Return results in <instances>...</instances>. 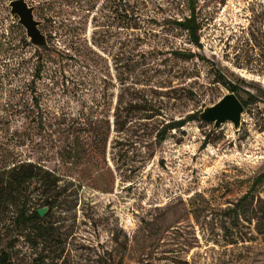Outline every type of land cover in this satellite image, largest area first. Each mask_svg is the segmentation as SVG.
<instances>
[{"label":"rangeland","instance_id":"1","mask_svg":"<svg viewBox=\"0 0 264 264\" xmlns=\"http://www.w3.org/2000/svg\"><path fill=\"white\" fill-rule=\"evenodd\" d=\"M10 1L0 167L43 165L60 197L40 231L2 210L0 264H264V0H195L200 45L175 23L189 0H138L139 14L126 0H60L56 13L28 0L43 49ZM229 84L248 102L238 130L199 119ZM43 190L28 184L34 200Z\"/></svg>","mask_w":264,"mask_h":264},{"label":"trees","instance_id":"2","mask_svg":"<svg viewBox=\"0 0 264 264\" xmlns=\"http://www.w3.org/2000/svg\"><path fill=\"white\" fill-rule=\"evenodd\" d=\"M138 0H126V11L134 12L139 14L140 10L136 6ZM40 3L56 13L57 6L61 5L60 0H41ZM188 8L190 15L182 20L176 21L175 23L182 29L186 30L192 41L196 45H200V38L198 36V30L200 24L197 19L195 0H189ZM128 23V28L133 27ZM178 55H185L188 58L194 57L191 51H180L176 52ZM226 83V82H223ZM232 91H236L235 85L229 84ZM248 102H243L245 105ZM197 116H192L191 119H195ZM186 120H179L173 122L170 128H179L185 125ZM263 179V176L260 178ZM32 180H41L44 183V193L39 196L36 200L28 193V184ZM59 185L58 176L50 169L45 168L31 161H19L11 165L0 167V218L3 213L2 210L5 207L14 208L13 222L15 225L20 227L33 228L34 230L40 231L42 226L39 223L42 221L41 216L38 213V209L42 207H53L59 201ZM245 196V198L249 197Z\"/></svg>","mask_w":264,"mask_h":264},{"label":"water","instance_id":"3","mask_svg":"<svg viewBox=\"0 0 264 264\" xmlns=\"http://www.w3.org/2000/svg\"><path fill=\"white\" fill-rule=\"evenodd\" d=\"M10 13L13 17H18V23L22 25L29 41L40 49L45 46L46 35L41 31V21L35 18L36 6L30 5L28 0H11L9 3ZM245 106L238 95L232 91L226 93L220 100L211 106H207L199 113V119L203 122L213 123L214 128L221 124L232 122L238 130L242 123V114ZM47 207L38 209L40 216H44Z\"/></svg>","mask_w":264,"mask_h":264}]
</instances>
